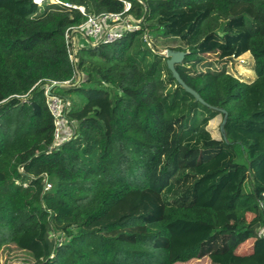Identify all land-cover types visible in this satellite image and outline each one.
<instances>
[{
    "label": "trees",
    "instance_id": "1",
    "mask_svg": "<svg viewBox=\"0 0 264 264\" xmlns=\"http://www.w3.org/2000/svg\"><path fill=\"white\" fill-rule=\"evenodd\" d=\"M63 1L85 13L0 0V256L15 246L34 264H264V0H129L140 28L84 39L76 63L67 29L125 4ZM167 49L185 52L182 79L227 111L219 137L209 125L224 114L177 82ZM246 54L254 77L243 79L230 66ZM56 82L67 129L52 147Z\"/></svg>",
    "mask_w": 264,
    "mask_h": 264
},
{
    "label": "built area",
    "instance_id": "2",
    "mask_svg": "<svg viewBox=\"0 0 264 264\" xmlns=\"http://www.w3.org/2000/svg\"><path fill=\"white\" fill-rule=\"evenodd\" d=\"M38 5L46 1L56 3L64 6H73L79 8L81 12L85 13V8L82 6L72 5L63 0H33ZM125 4L122 12H107L98 15H89L85 23L79 26H73L66 31V42L69 49V56L73 63H76V52L79 48L77 39H88L93 45L98 43H112L123 36L125 31L138 30L142 19H135L132 14H128L131 9V2L129 0H122ZM52 86L46 88V102L51 114L54 116L55 132L53 146H58L63 138L64 122L66 119L65 100L57 94L52 93ZM50 188V184L47 185ZM263 206V203H261ZM264 231H259V235H263Z\"/></svg>",
    "mask_w": 264,
    "mask_h": 264
},
{
    "label": "rangeland",
    "instance_id": "3",
    "mask_svg": "<svg viewBox=\"0 0 264 264\" xmlns=\"http://www.w3.org/2000/svg\"><path fill=\"white\" fill-rule=\"evenodd\" d=\"M84 39H85L84 37H82V39H77V43L81 44V42ZM146 39L150 42V45H154L152 42L151 34H149V36L146 35ZM163 53H165V51H163ZM207 59L208 61H212V62L218 60L217 56L214 54L208 55ZM251 61H252V57L250 54H246L242 56L238 61H235L233 64H231L230 72H233L236 76L241 77L243 79H247L248 77H254V73L251 69V63H252ZM220 64L223 65V63ZM222 121H223V116L219 115L210 123L209 129L214 136L219 137L221 135L220 130H221ZM65 129L67 128L64 127V130ZM68 130L70 131V133H72L71 128ZM221 131L223 132V130ZM252 217H253L252 214L248 215L249 219H251ZM49 235L54 239L57 240L61 239V237L57 238L54 231L50 230ZM253 241L254 239L248 240L238 249V252L242 254L250 255L252 253ZM0 257H1V264H34L33 257L29 253L21 251L15 246L5 247L1 251ZM250 262L251 261H249V263Z\"/></svg>",
    "mask_w": 264,
    "mask_h": 264
},
{
    "label": "water",
    "instance_id": "4",
    "mask_svg": "<svg viewBox=\"0 0 264 264\" xmlns=\"http://www.w3.org/2000/svg\"><path fill=\"white\" fill-rule=\"evenodd\" d=\"M164 54L167 57L168 68L170 69L173 77L177 80V82L180 85H182L187 92L191 93L198 101H200L201 103L211 107L212 109L218 110L224 114V118H223V121L221 123V130H223L224 124H225V122L227 120V116H228L227 111L224 108L208 104L195 89H193L192 87H190L189 85H187L185 83V81L182 79L181 75L179 74V72L176 68V65L183 61V59L185 57V52L179 51V50L167 49ZM61 85H63V84L59 83V82L55 83V86H61Z\"/></svg>",
    "mask_w": 264,
    "mask_h": 264
},
{
    "label": "crops",
    "instance_id": "5",
    "mask_svg": "<svg viewBox=\"0 0 264 264\" xmlns=\"http://www.w3.org/2000/svg\"><path fill=\"white\" fill-rule=\"evenodd\" d=\"M254 242V241H253Z\"/></svg>",
    "mask_w": 264,
    "mask_h": 264
}]
</instances>
